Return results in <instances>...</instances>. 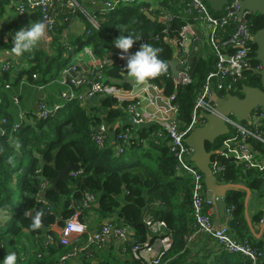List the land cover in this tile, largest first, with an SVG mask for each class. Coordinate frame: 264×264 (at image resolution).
Returning <instances> with one entry per match:
<instances>
[{"label": "trees", "instance_id": "trees-1", "mask_svg": "<svg viewBox=\"0 0 264 264\" xmlns=\"http://www.w3.org/2000/svg\"><path fill=\"white\" fill-rule=\"evenodd\" d=\"M181 1L188 3V0H168L163 3L165 8L177 16L168 28L158 25L155 20H149L134 3L129 6L121 5L117 10L106 14L99 30H92L88 35L84 32L77 39H71L68 47L72 48V51L61 45L56 36L53 42L57 46V55L54 58L56 73L68 66L73 54H78L84 47H91L97 52L99 59H103L101 80L119 77V68L114 66V69H107L106 64V58L113 52H118L113 42L120 35L139 36L144 40V44L161 49L158 55L168 64V70L151 79L150 83L165 97L174 98L172 104L177 109L179 128L185 130L192 120L197 98L206 84L208 74L213 70L216 57L210 42L209 47H201L195 53L196 57L191 60L192 82L185 85L175 84L169 66L174 56L173 48L167 39L177 37L184 25L182 12L175 6L172 7L174 4H181L184 8L185 5ZM227 1L231 3L233 0ZM7 2L8 0H0V9ZM209 12L213 16L222 14L210 8ZM77 17L83 18L91 28L81 14ZM246 21L249 35H254L264 28V17L251 16ZM236 25L230 23L215 33L219 47L221 43L227 42V51H234L229 40ZM66 26L57 28L56 32H61ZM245 46L249 51L251 67L245 71L244 78L235 82L227 79L221 83V89H218L219 82L212 80V95L225 98L228 93L223 89L231 82L236 90L231 91L230 95L239 97L243 96V86L260 87L259 77L254 74V69L261 65L257 60V46L250 40ZM65 53H70V57H66ZM25 57L31 65L25 72L30 80L34 74L40 76L41 82L47 81L45 76L50 79L56 77L50 69L53 57L46 61L47 54L43 52L25 54ZM125 88L130 89V86L125 85ZM5 98L4 90L0 89V99ZM127 105L123 103L118 107L115 99L106 98L92 114L76 101L69 102L53 117L36 119L35 116L33 126L23 122L12 134L9 132L13 126L14 115H10L8 119L1 110L7 119V124L4 125L7 133L0 136V219L7 217V221L1 225L0 220V260L8 247L19 253V240L31 235V243L36 248H33L34 255L24 261H21L19 256L16 264H54L62 255L68 253L71 247H64L56 242L45 246L47 236L54 237L50 227H64L66 221L75 213L76 205L83 200L84 194L88 193L95 199L90 210L97 214L99 220H114L119 225L131 228L134 236L132 243L111 240L107 245L111 250L107 254L104 249H90L85 255L90 252L94 255L83 264H144L133 257L132 248L135 244L152 243V240H149L151 233L145 223L147 219L165 222L166 234L170 233V248L159 264H251L250 260L227 253L218 245V251L204 250L202 253L194 252L189 247L191 241H188L193 233L194 223L191 179L175 171L176 160L169 151L165 133L160 126L150 124L135 130L132 128L129 132L115 128L116 121L124 118ZM25 116L26 119L30 117L29 113ZM231 118L238 122L233 116ZM101 123L107 126V134L100 146L93 140V136ZM241 124L249 127L248 124ZM229 128L228 134L214 143H207L206 150L215 153L212 157L214 168H211V182L219 186L225 185L227 188L224 202L226 210L230 209L231 212L227 229L230 234L233 233L237 239L242 240L245 237L243 231L248 229L244 203L246 193L259 189L264 179L258 167L249 168L245 162L235 158L233 147L238 141V131L231 126ZM259 129L264 133V122ZM126 133L130 139L125 143L120 137ZM248 142L256 153L255 159L264 162V143L253 138ZM119 146L123 147L122 153L118 151ZM222 147L225 148L223 154L220 151ZM68 165L78 166L75 176L68 174L57 184L56 190H49L58 173ZM41 177L44 181H41ZM43 191L44 202L39 197ZM95 204H98L97 208L94 207ZM210 206L211 203L205 208ZM86 212H81V219ZM29 213H33L34 217L37 213L41 214L40 221L45 227L44 231L33 227L34 222L28 217ZM259 217H255L256 222H259ZM4 225L9 227L6 232H1ZM210 239L216 243L212 237ZM120 254L123 256H118ZM68 262L71 264V261Z\"/></svg>", "mask_w": 264, "mask_h": 264}, {"label": "built area", "instance_id": "built-area-1", "mask_svg": "<svg viewBox=\"0 0 264 264\" xmlns=\"http://www.w3.org/2000/svg\"><path fill=\"white\" fill-rule=\"evenodd\" d=\"M13 0V8L16 14L22 16H35L36 22H44L46 24V36L43 39L47 41L50 37V42L56 36L58 42L68 47L69 35L72 26L78 21L77 15L81 14L88 22L83 20V32L87 35L92 30H99L100 23L103 17L122 6H129L136 2L140 10L145 13L149 12L156 23L160 26L168 28L176 14L170 12L163 6V3L168 0H162L159 4H152L149 0ZM184 3L183 1H181ZM241 0H233L227 3L221 15L213 16L209 12V6L204 0H188L184 3V8L181 4H174L176 9L180 10L182 21L184 25L181 27L177 37L168 38L167 42L174 49V56L179 60L177 66L178 75L173 79L176 85H185L192 82L190 59L193 53H197L201 47L208 46L209 42L214 50L216 63L213 70L208 74L206 84L203 87L201 94L197 98L195 104L192 120L185 130H181L177 122L172 116L177 115V109L173 106V97H165L160 90L147 82V86H151L157 91V95L162 98L164 102L169 104L170 110L158 108L155 104V98L151 97L146 90L140 91L133 95V101L129 102L125 112L132 116L133 124L139 125H158L162 128L167 139L169 151L176 160L175 171L179 174L187 175L191 179V194L193 206L192 225L193 233L189 238H193L201 233L212 237L218 246L230 254L239 255L250 260L251 264H264V252L253 247L248 241L239 240L230 236L228 229L219 227L211 218V214L205 208L210 202H207L204 190V176L191 164V158L194 155L192 148L185 143L186 137L198 127L205 125L203 114H211L214 112L216 104L212 101V80L219 82L218 89L222 88L221 83L227 79L232 82L244 78V73L248 70L250 65L249 51L245 43L254 35H249L247 28L248 17H253L251 11L244 10L241 15ZM171 5V2H169ZM230 23H236L235 31L229 40V44L233 46L234 51H227L229 46L227 42L221 43L220 47L216 44L215 33ZM67 25L61 32H56L57 28ZM210 37V39H209ZM144 44V40L139 37L129 50V53H135L139 50L140 45ZM209 47V46H208ZM85 49V48H84ZM83 49V50H84ZM91 49V48H90ZM84 52L89 53V49ZM179 57L181 59H179ZM193 57V56H192ZM192 60V59H191ZM111 62L106 63L107 67ZM73 64V63H71ZM104 65L101 64L98 69L89 72L90 79L76 75L75 67L68 65V68L63 72V79L61 85L64 91L60 94L65 102L77 101L81 105L91 98L103 94L105 85L101 80L100 69ZM117 66L121 68L123 65L119 62ZM260 67L254 69L259 70ZM10 70L9 60H5L1 65V72H8ZM253 70V69H252ZM71 73L75 74L72 77ZM36 76H34L35 78ZM232 82L224 87V91L230 94L235 91ZM88 85L85 90L76 95L73 92V87H80ZM8 86H6L7 88ZM132 93V89H131ZM1 103V99H0ZM61 106H54L50 108L46 104H40L38 108L37 119H49L60 110ZM249 127L234 121L231 116L225 118L226 124L237 129L238 141L234 145L235 158L245 162L249 168H255L262 173L264 179V162L255 159L256 153L249 144V139H257L264 143V133L259 129L263 126L264 110L257 108L249 116ZM19 122L12 126L11 133H14L21 123L26 122L29 125H34V119H26L23 114L19 116ZM7 124V119L3 116L0 109V136H5L7 133L4 125ZM7 135V137L9 136ZM107 134V126L101 123L96 129L93 140L98 145H102ZM160 135V134H159ZM123 142H128L130 136L128 133L121 136ZM119 153L123 152V147H118ZM240 161L238 163H240ZM76 172H70L69 176H75ZM44 185L42 189H44ZM95 199L91 194L85 193L83 200L80 201L74 208L75 213L69 218L64 227L60 228L59 235L54 239L49 235L46 238L44 245L56 242V244L64 247H71L70 251L62 255L54 264H66L65 262L75 260L78 255L88 249L102 250L106 249L111 240L118 242L130 241L128 233L129 228L119 225L114 220H105L92 233L87 232L86 223L80 218L82 211L90 210L94 205ZM231 219L230 209L226 210L225 215ZM263 224V220L259 221ZM151 237H154L153 242L136 245L132 248V255L135 259L143 261L144 264H159L162 256L168 251L171 245L170 233L166 234L167 226L163 221L146 220ZM149 237V240H151ZM133 242V240H131ZM152 248L157 249L156 253L151 258H146L145 255L152 252ZM41 255L39 254V258Z\"/></svg>", "mask_w": 264, "mask_h": 264}, {"label": "crops", "instance_id": "crops-1", "mask_svg": "<svg viewBox=\"0 0 264 264\" xmlns=\"http://www.w3.org/2000/svg\"><path fill=\"white\" fill-rule=\"evenodd\" d=\"M12 1L13 0H8L7 4L4 5L2 9H0V89L1 91L4 90L6 97L5 99H1L0 107L1 110L4 112V114L6 115V117H8V119L10 115H14L13 125H15L20 121L19 116L21 114H23L24 118H27L25 115L26 113H29L30 116L29 119L31 120L35 116H37L38 108L40 104H46L50 108L54 106H61V108H63V106L69 102H65L60 95L65 89L61 85V82L63 79V72L68 68V66L62 69L61 72L56 73V62L54 58L57 55L56 52L57 46L53 44V42L55 41L54 38L52 39L51 42H50L51 36L48 38L47 41L43 40L40 43V45L33 51L35 53L37 52L46 53L47 54L46 61L48 60L49 57H53L54 59L50 63L51 64L50 69L51 72L53 71L54 74H56V77L55 78L52 77L50 79L48 76H45V78L47 79L46 82H41L40 76L38 74H34V76L36 77L34 78L33 76L32 80H30L25 72L30 68L31 65L28 62L25 55L17 59L11 54L12 37L14 36L15 32L20 30L21 28L28 26L30 22H36L35 16H22L16 14L13 8ZM79 1L82 2L81 0ZM149 1L150 3L152 2V0ZM82 32H83V18H78V21H76L71 28L69 41L71 39L75 40L78 37H80L82 35ZM84 48L89 49L90 52L89 53L84 52L85 50ZM84 48H83L84 50L82 49V51L78 52V54H73V57L68 65L75 67L76 75L85 77L86 79H90L89 72L93 71V69L94 70L98 69L99 66L103 64L102 62L103 59L102 60L99 59L97 52L91 47H84ZM72 50L73 49L69 47L68 51H72ZM113 53L106 58L107 63L111 62L110 66L107 67V69L108 68L112 69L114 66L118 67L117 63L119 64L120 62L123 66L121 68L118 67L120 70L118 71L119 77H114V75L112 74V76L114 77L112 79L103 78V82L105 85V91L103 94L91 98V100L86 101L82 105L76 101L79 104V106L84 107L88 113H92V114L95 113L98 110L101 101L106 98L115 99L118 104V107L121 106V104L123 103L128 104L129 102L134 100L133 99L134 97L131 93L132 87L127 82V80H132V78H130L126 73V62H127L126 58L121 59V50L119 49L116 54ZM70 55H71L70 53H65L66 57H70ZM76 55H77V59L75 57ZM192 56L193 58H195L196 57L195 53L191 55V59ZM179 59L181 58L179 57ZM191 59H190V64H191ZM5 60H9L10 70L8 72L2 73L1 65ZM122 73L124 74V77L121 75ZM134 84L137 85L140 83L134 82ZM125 85H129L130 89L125 88ZM6 86L8 87L6 88ZM86 87H88V85L73 87V92L74 94L78 95L82 93ZM70 102H74V101H70ZM57 112L55 114H57ZM124 113H125L124 118L116 121L114 125L115 128H120L121 130H126L127 132H129L132 131L131 130L132 128L133 130H135L137 128L147 126V124L139 125V126L134 125L132 121V116L127 112ZM99 114L100 112L97 115ZM102 117L103 116H101V118ZM172 117L177 122V125L180 126V122L177 119V115ZM229 129L230 128L228 125V130ZM229 132L230 130L228 131V133ZM109 135L111 138H113L112 134L109 133ZM115 149H117V147ZM224 149H225L224 147L220 149L222 154ZM193 156L191 158V164L196 168L195 164L193 163ZM211 168H214L213 163H211L210 165V169ZM211 173H212V169H211ZM209 184L213 187V191L216 197L223 194L224 195L223 199H225V193L227 192V188L225 185L219 186V184H216L211 181ZM204 190L206 196L207 187L205 183V176H204ZM244 203H245V213H246L245 219L247 222L248 229L243 231L245 237L242 239V241L246 240L253 247H256V249L260 250L261 252H264V181L259 189L251 190L246 193ZM211 204L212 206H210L207 209V211L210 212L212 221L219 227L225 226L227 228V223L229 221L228 215L226 214L224 219H221L218 215L215 203L213 202ZM225 212H226V207H225ZM257 216H260L259 221L263 220V224L260 222H256L255 217ZM82 220L87 225L88 233H92L104 221V220L103 221L99 220L97 214L91 210H88L86 212ZM50 232L56 238L59 235L60 227H58L57 225H53L50 227ZM128 233L130 235V241L127 242L132 243L131 240H133L134 231L131 228H129ZM230 236L233 238H237V236L233 233H231ZM32 240L33 237L31 235L29 236L27 235V237H22L21 240H19V244L21 246V250L19 251V253L15 252L14 250H10L11 247H8L3 258L5 257V255L9 254L10 252H15L17 254V258L20 256L21 261L27 260L28 258L32 257V255H34L33 250L36 249L33 247V244L31 243ZM151 240L153 242L154 237H151ZM189 247L192 248V250L197 253L199 252L202 253L204 250H215V251L219 250L217 244L214 243L210 239V237L204 233L196 235L191 241ZM89 250L90 249H88L87 251ZM105 250H106L105 253L107 254L111 249L107 247ZM156 251L157 249L152 248V252L145 255L146 258H151L154 255V253H156ZM85 252L80 253L75 260H71V264H83L84 261L89 260L94 255L93 252H90L89 254L85 255ZM118 256L122 257L123 255L120 254ZM67 263L70 264L69 262Z\"/></svg>", "mask_w": 264, "mask_h": 264}, {"label": "water", "instance_id": "water-1", "mask_svg": "<svg viewBox=\"0 0 264 264\" xmlns=\"http://www.w3.org/2000/svg\"><path fill=\"white\" fill-rule=\"evenodd\" d=\"M204 2L212 11L217 13L223 12L224 7L228 3L227 0H204ZM240 6L241 11L239 15H241L244 10H248L251 11L254 16L258 15L264 17V0H241ZM144 15L149 20L154 21L153 16L149 12H145ZM250 41L257 46V60L261 64L260 69L254 71V74L259 77L260 87L252 88L243 86V89L241 90V93H243L242 97L228 94L225 98H220L214 94L212 96V101L216 104L214 112L211 114H203L202 117L205 120V125L193 130L185 139V143L195 152L193 163L205 176L207 187L206 200L207 202L215 203L218 215L221 219H224L225 217L224 195L221 194L216 197L213 187L209 184L210 181H212L210 165L215 153L207 152L206 144L214 143L218 138L228 134V124H226L225 118L233 116L239 123L248 124V118L253 111L258 107L264 110V28L257 31L254 36L250 38ZM178 65L179 60L176 57H173L169 63L173 79L177 78ZM71 75L72 77H75L74 73H71ZM121 75L124 77L123 73ZM127 82L132 87V94H137L140 91L146 90L151 97L155 98V104L158 108H163L167 111L170 110L169 104L164 102L162 98L157 95V91H155L153 87L147 86V83L135 85L132 80H127ZM72 171L77 172L78 166L68 165L63 171L59 172L58 176L53 180V184L49 187V190H56L57 184L64 180V178ZM41 181H44V178L41 177ZM39 197L44 202L45 191L41 192ZM94 207L97 208L98 204H95ZM28 217L34 222L35 217L33 216V213H29ZM59 220L61 221V219ZM38 228L41 231L45 230L41 221Z\"/></svg>", "mask_w": 264, "mask_h": 264}, {"label": "clouds", "instance_id": "clouds-1", "mask_svg": "<svg viewBox=\"0 0 264 264\" xmlns=\"http://www.w3.org/2000/svg\"><path fill=\"white\" fill-rule=\"evenodd\" d=\"M46 24L30 22V24L16 31L12 37L11 54L19 59L25 54H31L40 45L46 36ZM139 36H119L115 39L114 47L121 50V59L126 58V73L137 83H147L149 80L159 77L168 70V64L159 57L161 49L151 44H141L135 53H129ZM40 213L35 217L33 227L40 226ZM17 254L10 252L0 260V264H16Z\"/></svg>", "mask_w": 264, "mask_h": 264}, {"label": "rangeland", "instance_id": "rangeland-1", "mask_svg": "<svg viewBox=\"0 0 264 264\" xmlns=\"http://www.w3.org/2000/svg\"><path fill=\"white\" fill-rule=\"evenodd\" d=\"M82 1V0H81ZM160 1L161 0H152V4H159L160 3ZM81 3H83V1L81 2ZM76 57V59H77V55L75 56ZM74 61H75V59H74ZM1 220V225L2 224H4V223H6V221H7V217H3V218H1L0 219ZM8 225H4L2 228H1V232H6L7 231V229H8Z\"/></svg>", "mask_w": 264, "mask_h": 264}]
</instances>
